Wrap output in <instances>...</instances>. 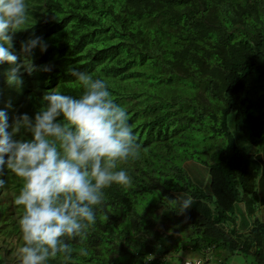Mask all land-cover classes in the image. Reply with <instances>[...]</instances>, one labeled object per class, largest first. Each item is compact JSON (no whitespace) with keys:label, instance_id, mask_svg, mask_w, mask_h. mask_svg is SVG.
Returning a JSON list of instances; mask_svg holds the SVG:
<instances>
[{"label":"trees","instance_id":"obj_1","mask_svg":"<svg viewBox=\"0 0 264 264\" xmlns=\"http://www.w3.org/2000/svg\"><path fill=\"white\" fill-rule=\"evenodd\" d=\"M25 3L10 52L35 70L21 68L23 83L10 86L15 65L0 64L9 125L22 114L34 120L45 93L79 98L76 68L106 82L139 145L119 165L131 184L104 189L87 238L65 237L71 259L48 264H182L189 249L210 264L218 248L220 264L235 254L264 264V0ZM37 37L46 50L23 52ZM31 138L24 129L14 137ZM0 179V264H20L24 209L14 199L23 181L6 166Z\"/></svg>","mask_w":264,"mask_h":264},{"label":"clouds","instance_id":"obj_2","mask_svg":"<svg viewBox=\"0 0 264 264\" xmlns=\"http://www.w3.org/2000/svg\"><path fill=\"white\" fill-rule=\"evenodd\" d=\"M27 16L25 0H0V64L15 65L5 73L10 86L23 83L21 68L29 75L35 70L30 62L18 64L17 55L10 52L13 35L25 29ZM38 44L46 50L37 37L22 45V51L29 52ZM70 75L83 88L79 98L45 93L44 106L34 120L22 114L11 125L7 113L0 110V174L6 166L23 181L14 199L24 209L19 220L24 242L19 248L20 264H48L58 254L70 260L73 248L64 238H87L96 223L97 206L105 199L103 190L113 184H131L119 165L139 154L127 112L114 102L106 82L76 68ZM21 129L32 138L14 139ZM5 183L0 179V188ZM191 206V198L185 199L181 213ZM79 254L88 256L84 248Z\"/></svg>","mask_w":264,"mask_h":264},{"label":"rangeland","instance_id":"obj_3","mask_svg":"<svg viewBox=\"0 0 264 264\" xmlns=\"http://www.w3.org/2000/svg\"><path fill=\"white\" fill-rule=\"evenodd\" d=\"M199 147V146H198ZM225 255L224 251L222 249H215L214 251H211L208 255L209 257V263L210 264H220L219 263V259L223 258ZM179 256L182 259H186L189 261H194V260H199L201 259L202 255L199 251L197 250H184V251H180L179 252ZM225 264H247L245 263L244 257L239 255V254H235L233 256H230L227 258V261L225 262Z\"/></svg>","mask_w":264,"mask_h":264},{"label":"built area","instance_id":"obj_4","mask_svg":"<svg viewBox=\"0 0 264 264\" xmlns=\"http://www.w3.org/2000/svg\"><path fill=\"white\" fill-rule=\"evenodd\" d=\"M183 264H190L189 262H184ZM193 264H197V262H194Z\"/></svg>","mask_w":264,"mask_h":264}]
</instances>
